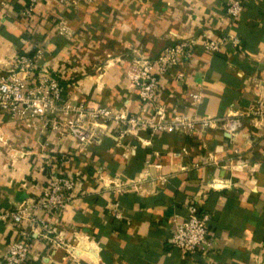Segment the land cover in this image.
Here are the masks:
<instances>
[{
  "label": "crops",
  "instance_id": "0c3cea01",
  "mask_svg": "<svg viewBox=\"0 0 264 264\" xmlns=\"http://www.w3.org/2000/svg\"><path fill=\"white\" fill-rule=\"evenodd\" d=\"M229 0H51L23 16L27 0H0V66L26 54L49 71L65 104L94 101L116 114L168 122L239 117L230 135L221 128L189 132L139 131L119 137L100 122L79 144L63 121L34 122L0 113V212L39 195L50 174L77 182L73 201L56 217L39 218L71 249L52 251L31 234L28 264H264V118L244 114L264 104V0H241L235 20ZM63 22L67 33L59 35ZM227 34L240 40L212 54L201 47ZM198 47L191 58L158 77L156 100L139 102L125 69L155 58L180 40ZM199 92V104L191 94ZM193 200L210 216L216 251L208 262L172 249L167 240ZM120 214V218L115 215ZM0 225V264L15 240Z\"/></svg>",
  "mask_w": 264,
  "mask_h": 264
},
{
  "label": "built area",
  "instance_id": "2783aa9c",
  "mask_svg": "<svg viewBox=\"0 0 264 264\" xmlns=\"http://www.w3.org/2000/svg\"><path fill=\"white\" fill-rule=\"evenodd\" d=\"M49 1L27 0L28 7L22 15H30L35 5L40 2L48 4ZM51 1L58 5L64 4V0ZM242 12L241 0H229L225 10L227 19L235 20ZM67 31L63 22L56 26V33L59 35ZM225 45H229L236 52L240 47V40L227 34L220 39L207 40L199 47L217 54ZM196 47L198 45L192 39L180 40L165 47L155 58L134 59L127 65L125 76L137 91L142 105L153 107L158 77L189 60ZM40 58L41 52H37L33 58L19 53L0 66V113L12 119L30 122L44 121L48 117L59 118L79 144L88 143L93 138V130L99 122L105 127L117 126L119 137L139 131H150L152 134L189 132L195 127L221 128L234 136L242 126V121L237 116L221 120L175 118L168 122L160 109L155 111L152 118L141 119L116 114L90 100L77 106L65 104L62 102L63 89L58 80L46 69L36 73V62ZM191 99L192 104L196 105L201 102L202 96L199 92H194ZM244 117L264 118V104L257 102ZM76 188L77 182L71 176L50 174L35 200L24 202L13 210L0 212V225L10 228L17 237L6 248L2 257L4 264H28L33 254V242L29 240L31 234L42 238L52 251L64 249L69 253L71 248L64 243L62 236L47 222L42 221L39 214L46 212L49 216L56 217L64 212L73 201ZM184 209L183 220L173 225L167 242L181 254L200 256L208 262L209 257L216 251L215 240L209 230L210 216L199 211L197 200L188 202ZM115 217L120 218V214Z\"/></svg>",
  "mask_w": 264,
  "mask_h": 264
}]
</instances>
